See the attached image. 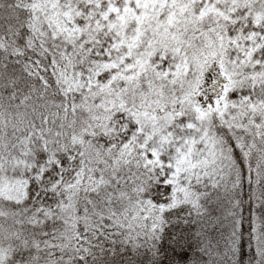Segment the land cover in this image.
Here are the masks:
<instances>
[{
  "label": "snow or ice",
  "instance_id": "1",
  "mask_svg": "<svg viewBox=\"0 0 264 264\" xmlns=\"http://www.w3.org/2000/svg\"><path fill=\"white\" fill-rule=\"evenodd\" d=\"M0 264H264V0H0Z\"/></svg>",
  "mask_w": 264,
  "mask_h": 264
}]
</instances>
